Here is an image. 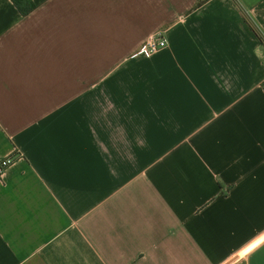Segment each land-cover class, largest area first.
Instances as JSON below:
<instances>
[{
    "label": "crops",
    "instance_id": "crops-1",
    "mask_svg": "<svg viewBox=\"0 0 264 264\" xmlns=\"http://www.w3.org/2000/svg\"><path fill=\"white\" fill-rule=\"evenodd\" d=\"M30 1L0 0V264H264V0Z\"/></svg>",
    "mask_w": 264,
    "mask_h": 264
},
{
    "label": "built area",
    "instance_id": "built-area-1",
    "mask_svg": "<svg viewBox=\"0 0 264 264\" xmlns=\"http://www.w3.org/2000/svg\"><path fill=\"white\" fill-rule=\"evenodd\" d=\"M168 40L161 35L151 36L140 49L135 53V57L150 58L168 47ZM15 159L6 157L0 160V176L8 169Z\"/></svg>",
    "mask_w": 264,
    "mask_h": 264
},
{
    "label": "trees",
    "instance_id": "trees-1",
    "mask_svg": "<svg viewBox=\"0 0 264 264\" xmlns=\"http://www.w3.org/2000/svg\"><path fill=\"white\" fill-rule=\"evenodd\" d=\"M14 4L18 7L20 12L27 14L34 9V4L30 0H12ZM264 88V83H263Z\"/></svg>",
    "mask_w": 264,
    "mask_h": 264
}]
</instances>
